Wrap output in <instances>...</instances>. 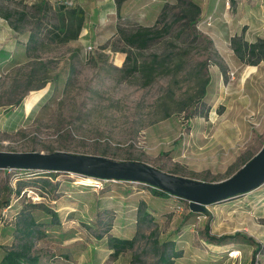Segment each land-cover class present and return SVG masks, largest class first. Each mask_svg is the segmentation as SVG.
Returning a JSON list of instances; mask_svg holds the SVG:
<instances>
[{"label":"rangeland","instance_id":"obj_1","mask_svg":"<svg viewBox=\"0 0 264 264\" xmlns=\"http://www.w3.org/2000/svg\"><path fill=\"white\" fill-rule=\"evenodd\" d=\"M43 1L39 7L40 0H0V12H12L17 26L12 46L2 32L11 26L0 16L1 151L104 153L217 182L263 145L264 61L258 68L242 64L230 38L242 30L253 41L264 36V0H193L201 8L194 26L180 0H123L118 8L115 0H67L84 10L77 38L67 42L50 37L62 17L59 3ZM164 23L169 32L146 49L124 45L122 33ZM122 49L141 63L158 56L149 84L140 72H126ZM2 170L0 258L18 243L15 226L25 210L43 223L33 247L42 264H151L156 242L165 240L182 251L174 264H264V183L208 205L205 214L192 212L186 199L154 196L142 182L99 186L72 172ZM141 203L151 219L138 218ZM206 223L211 236L238 235L224 245L209 243ZM109 235L134 237L135 244L114 257ZM231 250L239 256L230 257Z\"/></svg>","mask_w":264,"mask_h":264},{"label":"trees","instance_id":"obj_2","mask_svg":"<svg viewBox=\"0 0 264 264\" xmlns=\"http://www.w3.org/2000/svg\"><path fill=\"white\" fill-rule=\"evenodd\" d=\"M123 0H115L116 7L118 8ZM59 3V12L62 17L54 29L51 30L50 37L53 40H58L60 42H67L69 40L77 38L83 24L84 20V10L81 7H73L71 4L67 3V0H56ZM180 2L185 5L184 12L186 13V18L188 19L189 25H195L200 14V6L193 0H180ZM230 3L234 4V0H230ZM45 4L43 0H40V5ZM12 12H0V16L5 19L12 29L16 30L17 26L12 22L11 17ZM23 12H19V17L25 16ZM163 17V12L162 15ZM171 25L170 23H164L162 29L154 26H143L139 25L134 30L130 32L122 33V39L125 46L130 48H135L137 50H144L149 47L150 43L156 39L161 38L165 33L169 32ZM35 34L30 33L28 40H34ZM230 46L237 57V59L244 65H249L251 67L257 66L260 62L264 61V38L258 37L254 41H247L244 37V31L242 30L240 34H236L230 38ZM121 52H125V59L123 66L127 64L125 68L128 74L134 72H140L144 76V84H149L154 79V74L159 65L157 60L158 56L153 55L152 59L146 63H141L137 58H131V52L128 49H122ZM220 72L222 75L226 74V68L224 64L218 63ZM208 79L202 81L201 93L204 94L205 84ZM44 84H40L38 87L30 88L39 89L43 87ZM201 97V96H200ZM102 156H106L102 153ZM108 157V156H106ZM248 158L245 162H247ZM123 160H134V159H123ZM139 161V160H135ZM244 162V163H245ZM243 163V164H244ZM4 169L2 171H6ZM35 170V169H31ZM1 171V169H0ZM39 172H46L49 176L56 171L47 170H36ZM58 172V171H57ZM67 173V172H65ZM43 184H50L48 179H42ZM152 194L157 197H168L171 196L167 192L159 190L157 188L151 187ZM19 192V190H18ZM173 196V195H172ZM177 197V196H175ZM180 198V197H179ZM8 203H4L3 206H7ZM32 206H38L37 203H33ZM141 206H138L137 215L141 219H151V216L146 212ZM46 212L52 217L57 218V212L52 209L46 208ZM264 224V222H263ZM43 226V223L37 222L35 217L30 211L25 212L22 210L19 212L18 223L15 226V233L19 236L18 243L4 250L2 257L0 258V264H42L40 256L33 251L34 240L40 238L43 235V231L39 228ZM205 236L209 243L216 245H224L229 239H233L238 235L234 233L233 235H220L211 236L209 235V223L205 224ZM108 247L111 250V255L117 257L119 254L127 249H132L135 244V238H122L113 235H109L107 238ZM156 258L151 264H174L175 260L182 256V251L176 249L175 242L171 240H165L161 244L156 242ZM257 249V247H256ZM256 249L254 251L256 252Z\"/></svg>","mask_w":264,"mask_h":264},{"label":"water","instance_id":"obj_3","mask_svg":"<svg viewBox=\"0 0 264 264\" xmlns=\"http://www.w3.org/2000/svg\"><path fill=\"white\" fill-rule=\"evenodd\" d=\"M0 169L72 172L105 180L142 182L186 199L192 212L209 214L208 205L247 193L264 183V143L235 173L217 182L171 174L140 161L67 151L0 150Z\"/></svg>","mask_w":264,"mask_h":264},{"label":"crops","instance_id":"obj_4","mask_svg":"<svg viewBox=\"0 0 264 264\" xmlns=\"http://www.w3.org/2000/svg\"><path fill=\"white\" fill-rule=\"evenodd\" d=\"M263 24H264V23H263ZM2 32H4V34H5L6 36H7V35L9 36V38H10V43H12V46H13L14 44H16V38H15V37L13 38V34H14L15 32H14V30H13L11 27H8L7 29H3ZM258 37H262V38H264V36H258ZM245 38H246V40L249 41V42L253 41L252 38H249L248 33L245 34ZM4 49H6V51H11L13 48H12L11 46L8 47V45H5V46H4ZM260 65H261V63H259L257 66H255V68H258ZM252 72H253V71H252ZM252 72H250V73H252Z\"/></svg>","mask_w":264,"mask_h":264},{"label":"built area","instance_id":"obj_5","mask_svg":"<svg viewBox=\"0 0 264 264\" xmlns=\"http://www.w3.org/2000/svg\"><path fill=\"white\" fill-rule=\"evenodd\" d=\"M67 3H68V1H67ZM91 49H92V46H88V50H91ZM105 181H106L105 179H100V178L94 177V182L99 186H102L103 182H105ZM239 253H240L239 250H231V251H229L228 255L230 257L236 258L237 256H239Z\"/></svg>","mask_w":264,"mask_h":264}]
</instances>
